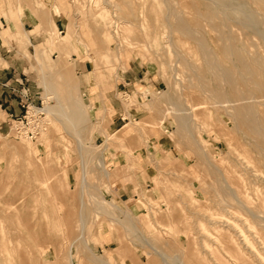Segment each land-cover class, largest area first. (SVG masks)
<instances>
[{"label":"rangeland","instance_id":"1","mask_svg":"<svg viewBox=\"0 0 264 264\" xmlns=\"http://www.w3.org/2000/svg\"><path fill=\"white\" fill-rule=\"evenodd\" d=\"M0 10V47L20 73L10 99L28 90L45 110L29 124L0 111V264H264V155L235 124L238 105L264 116L237 62L255 59L264 79V0H0ZM24 31L32 44L9 40Z\"/></svg>","mask_w":264,"mask_h":264},{"label":"bare ground","instance_id":"2","mask_svg":"<svg viewBox=\"0 0 264 264\" xmlns=\"http://www.w3.org/2000/svg\"><path fill=\"white\" fill-rule=\"evenodd\" d=\"M107 11V10H106ZM226 18V17H225ZM44 23V22H43ZM42 25H46L45 23L44 24H42ZM128 25V24H127ZM181 25V24H180ZM123 26V25H122ZM129 26V25H128ZM121 27V26H120ZM126 27V26H125ZM52 28V27H51ZM123 28H124V26H123ZM57 29V28H56ZM181 29V28H180ZM184 29V28H183ZM58 30V29H57ZM187 30V29H186ZM53 31V30H52ZM55 31V30H54ZM192 31V30H191ZM196 31V30H195ZM80 32V31H79ZM185 33H187V32H185ZM194 33H196V32H194ZM238 33V32H237ZM48 34V33H47ZM189 34V33H188ZM183 35V34H182ZM52 36V35H51ZM53 37V36H52ZM222 38V37H221ZM263 40V39H262ZM239 41V40H238ZM223 42V41H222ZM207 43V42H206ZM227 43H229V42H227ZM235 44H234V46L236 47L237 45H236V42H234ZM264 43V42H263ZM221 45V44H220ZM244 45V44H243ZM250 45H251V43H250ZM249 47V46H248ZM37 48V50L39 51V47L37 46L36 47ZM229 48V47H228ZM237 48V47H236ZM239 48V47H238ZM176 49V48H175ZM211 49V48H210ZM235 49V48H234ZM240 49V48H239ZM229 50L230 51H232L233 50V48H229ZM241 50V53H242V51H243V47H242V49H240ZM247 50V49H246ZM176 51V50H175ZM235 51V50H234ZM237 51H239V50H237ZM237 51H235V52H237ZM245 51V50H244ZM233 52V51H232ZM246 52V51H245ZM247 52H249V51H247ZM262 52V51H261ZM214 53V52H213ZM238 53V52H237ZM236 53V55H238ZM216 53H214V55H215ZM230 54V53H229ZM229 54H227V56L229 55ZM261 54V53H260ZM260 54H258V55H260ZM217 55V54H216ZM235 55V56H236ZM248 55H250L249 53H248ZM253 55V54H252ZM251 55V56H252ZM255 55V54H254ZM207 56H210V53H208V51H207ZM206 56V57H207ZM220 56H222V55H220ZM224 56V55H223ZM234 56V55H233ZM241 56H242V54H241ZM239 57V59L237 60V62H239L240 64H241V71L239 72V76H238V79L241 81V82H243L244 81V77H249L250 79H251V83H254L256 86H257V89H258V91H259V93L261 94V97H264V79H263V75H261V74H259V73H261V72H259V71H256L255 69V66H257L256 65V60L254 59V61L255 62H252L251 63V61L249 60H247V58H245L246 59V61H248V63L247 62H245L244 61V59H243V56L242 57ZM244 56H245V54H244ZM255 56H257V55H255ZM261 56H263V55H261ZM261 56H258V57H261ZM40 57V56H39ZM92 57V56H91ZM212 57V56H211ZM229 57H230V55H229ZM231 57H232V55H231ZM238 57V56H237ZM93 58V57H92ZM226 58V57H225ZM248 58H249V56H248ZM194 59V58H193ZM221 60H224L223 59V57H222V59ZM227 61L229 60V58L228 59H226ZM257 60H258V58H257ZM232 61V60H231ZM224 62V61H223ZM235 62V61H234ZM189 63V62H188ZM212 63V62H211ZM221 63V62H220ZM221 64H223V63H221ZM220 64V65H221ZM234 63H232V65H233ZM237 64V63H236ZM239 64V65H240ZM262 64V63H261ZM235 65V64H234ZM214 67H216V66H214ZM226 67H228V66H226ZM212 68V67H211ZM235 68V67H234ZM211 70V69H210ZM214 70V69H213ZM67 72L69 71V70H66ZM220 71H221V69H220ZM219 71V72H220ZM224 71V70H223ZM214 72H216V71H214ZM218 72V71H217ZM218 72V73H219ZM68 74H70L69 72H68ZM67 74V75H68ZM220 74V73H219ZM218 75V74H217ZM214 76H216V75H214ZM213 76V77H214ZM199 77V76H198ZM212 77V78H213ZM221 79H223V80H225L226 78V80H229V83H231V84H233V86H232V90H233V93L235 94V95H237L238 96V98H239V95H240V92H239V89H236V87H235V85L237 84L236 83V81L234 80V78H233V76L231 75V73L230 74H228L227 76L225 75V73H221V75L219 76ZM215 78H213V81L214 82H216V79L214 80ZM199 80V79H198ZM219 81V80H218ZM204 82V81H203ZM219 82H221L222 83V81H219ZM218 82V83H219ZM212 83V82H211ZM220 83V84H221ZM205 83H203V85H204ZM216 84V83H215ZM224 85V84H223ZM222 85V86H223ZM220 87H221V85H219ZM229 86H231V85H229ZM205 88V87H204ZM212 88V87H211ZM217 89H218V87H217ZM220 89V88H219ZM215 90V89H214ZM224 90V89H223ZM217 91V95H218V90H216ZM220 91V90H219ZM213 92V91H212ZM247 92H248V90H247ZM213 94V93H212ZM220 94H222V95H224V99L223 100H219V101H217V102H220V103H222V104H225V103H229V102H235V100H231L230 99V97L228 98V97H226V95L225 94H223L222 92H220ZM230 94V93H229ZM231 94H232V92H231ZM246 94V93H245ZM244 94V96L246 97V95ZM213 95H215V93L213 94ZM242 96V95H241ZM233 97V96H232ZM248 97V96H247ZM219 98V97H218ZM242 98V97H241ZM241 98H240V100H241ZM244 102V101H243ZM193 106H194V104H193ZM239 107L238 108H235V111H236V114H235V118L237 119V123H235L236 125H238L237 126V128H239V130H241V131H244L245 133H246V135H248V137H253V138H257V143L255 144V149L257 150V151H259V152H261V153H263V155H264V116L262 115V117H261V113L259 112H257L256 111V109H255V107L251 104V105H249V107H246L245 109L243 108L242 109V107L240 108V105H238ZM244 107V106H243ZM193 108H195V107H193ZM43 112V113H45V110L44 109H36L35 108V106H32V108H30V111H29V118H31V116L33 117L34 115H37V113H39V112ZM47 112H48V110H47ZM50 112V111H49ZM262 113L264 114V110H262ZM197 115V114H196ZM31 120H34V119H31ZM77 121H80V118H78L77 119ZM76 123V122H75ZM180 125V127H182L183 126V124H179ZM18 130H20V131H22L20 128H18ZM43 133H44V131H43ZM26 137V139H31L30 137H27V136H25ZM253 138H252V140H253ZM251 139V138H250ZM25 145H26V143H25ZM242 148V147H241ZM254 148V147H253ZM240 152H242V151H240ZM262 156V155H261ZM223 159V158H222ZM257 172H259L258 170H257ZM221 178H222V176H221ZM225 179V178H224ZM229 184V183H228ZM225 187V186H224ZM221 189V188H220ZM220 189H218L219 191H220ZM222 193V192H221ZM226 193V192H225ZM240 195H242L247 201V203H248V205L249 204H251L253 201H250L249 199H251L250 198V196L246 193V192H243V191H241L240 192ZM193 197V196H192ZM225 197V196H224ZM228 197H229V195H228ZM241 199V198H240ZM253 200V199H252ZM232 201H234V199L232 200ZM205 202V201H204ZM240 202V201H239ZM228 203V202H227ZM236 203V202H235ZM246 203V204H247ZM233 205V204H232ZM241 205V204H240ZM206 207V206H205ZM234 208H236V207H234ZM239 208V207H238ZM254 208H256V206L254 207ZM264 209V208H263ZM209 210V209H208ZM207 210V211H208ZM259 210V209H258ZM262 209H260V211H261ZM236 212L238 213V211H237V209H236ZM241 212H242V210H241ZM254 212V211H253ZM248 212H246V214H247ZM256 213V212H255ZM252 214H254V213H252ZM263 214H264V212H263ZM220 215V214H219ZM238 215V214H237ZM240 216H242V214L240 215ZM250 216V215H249ZM255 216L256 217H261L262 218V220L260 221V225H262V226H264V215H258V214H255ZM244 217H245V215H244ZM248 217V216H247ZM251 217V216H250ZM254 217V216H253ZM256 219V218H255ZM235 220V219H234ZM260 220V219H259ZM248 223H249V221L248 220H246ZM246 223V222H245ZM246 225H250L251 226V224H246ZM219 226V225H218ZM240 227V226H239ZM247 227V226H246ZM249 227V226H248ZM250 228V227H249ZM257 228V227H256ZM259 230H261V229H259ZM262 233V232H261ZM236 245V244H235ZM210 249H211V247H209ZM264 251V250H263ZM0 258H2V257H0ZM1 260V259H0ZM2 261V260H1ZM0 263H2V262H0Z\"/></svg>","mask_w":264,"mask_h":264},{"label":"crops","instance_id":"3","mask_svg":"<svg viewBox=\"0 0 264 264\" xmlns=\"http://www.w3.org/2000/svg\"><path fill=\"white\" fill-rule=\"evenodd\" d=\"M54 12H55V15L64 16L62 11H60L59 7H57V6L54 7ZM2 18H4V17H2ZM4 20H5V18H4ZM1 23H3L2 19H1ZM41 24H44V23L42 22ZM45 26L46 25H41L42 29H44V33L46 35V40H49L50 36H49V33L47 32ZM50 26L52 27V29H54V28L58 29V26H57L54 18H52ZM2 27H3V24L2 25L0 24V30L2 29ZM11 28H12V26H11ZM10 30L11 29L9 28L7 31H10ZM58 31H59V29H58ZM30 34H31V32H29V31H24V33L15 32L13 35H11L9 37V40L11 42L15 41L18 43H26V44L30 45V44H32ZM1 42L3 43V40H1V36H0V43ZM42 44L43 43L35 45V48L37 46H42ZM45 54H46V56H45ZM12 55L13 54H10V51L7 48L0 47V111L1 110L6 111V113L9 116L17 119V118H20L24 115V112H25L24 105H26L27 102L34 103V100H33L32 95L30 93H28L29 94L28 100L25 97H23L20 102L16 99L15 100L10 99V98H12V97H10V90L12 88L18 89L20 87V85L18 83L19 82L18 77L20 76V73L18 72L17 68L13 67V65L12 66L10 65L11 64L10 62L14 58ZM36 56H37V49H36ZM47 56L48 55L45 52H44V54H42L43 59L48 58ZM37 59H38V56H37ZM5 62H6V64H5ZM7 62H9V63L7 64ZM99 75H100L99 77H101L102 74H99ZM96 78H98V75ZM120 118H122V117H120Z\"/></svg>","mask_w":264,"mask_h":264},{"label":"built area","instance_id":"4","mask_svg":"<svg viewBox=\"0 0 264 264\" xmlns=\"http://www.w3.org/2000/svg\"><path fill=\"white\" fill-rule=\"evenodd\" d=\"M23 97L27 98V100H28V98H29L28 90L24 91V93H23ZM31 105H32V103H30V102H27L26 105H24V107H25V109H26V114L23 115L22 123H24L25 120H27V123L29 124L30 121H29L28 118H29V111H30ZM17 119L20 120V118H17ZM23 133H24L27 137L34 138V137L37 136L38 133H39V127H34V128H32L31 130L23 131Z\"/></svg>","mask_w":264,"mask_h":264}]
</instances>
